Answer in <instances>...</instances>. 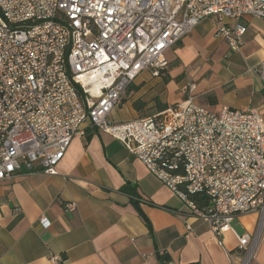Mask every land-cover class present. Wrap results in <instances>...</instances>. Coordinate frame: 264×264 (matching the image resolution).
I'll return each mask as SVG.
<instances>
[{
  "label": "built area",
  "instance_id": "1",
  "mask_svg": "<svg viewBox=\"0 0 264 264\" xmlns=\"http://www.w3.org/2000/svg\"><path fill=\"white\" fill-rule=\"evenodd\" d=\"M246 17L264 21V0H0V182L37 168L57 175L72 140L96 128L122 142L188 215L218 237L230 229L243 254L238 264H251L264 219L260 110L216 113L195 100L190 84L163 112L110 118L143 72L156 78L168 70L166 52L202 21L215 19L217 35L236 52ZM248 71L264 81V61ZM77 208L64 204L69 213ZM253 212L255 234H238L234 219Z\"/></svg>",
  "mask_w": 264,
  "mask_h": 264
},
{
  "label": "crops",
  "instance_id": "2",
  "mask_svg": "<svg viewBox=\"0 0 264 264\" xmlns=\"http://www.w3.org/2000/svg\"><path fill=\"white\" fill-rule=\"evenodd\" d=\"M244 23L245 43L236 52L213 18L169 49V68L149 87L148 107L156 97L171 107L195 84V100L216 113L228 106L264 116V81L248 71L264 61V21ZM57 170L20 171L0 182V264H238L243 257L230 229L218 237L188 215L182 200L106 132L88 128L75 137ZM69 201L78 204L72 213L64 209ZM259 222V213L242 214L233 221L238 232L233 228L253 235ZM260 233L251 264H264V223Z\"/></svg>",
  "mask_w": 264,
  "mask_h": 264
},
{
  "label": "rangeland",
  "instance_id": "3",
  "mask_svg": "<svg viewBox=\"0 0 264 264\" xmlns=\"http://www.w3.org/2000/svg\"><path fill=\"white\" fill-rule=\"evenodd\" d=\"M206 21L207 22H211V20H206ZM243 21H245V19ZM157 80H159V78L152 77L150 72H148V71L143 72L135 80L136 83H140V85H144L143 86V89L140 91L139 94H137L135 96H134V94L132 96L131 93L128 92V90H127L125 92V94L123 95L120 104L115 108V110L112 113V115H111L110 118L113 121H115V122H126V121H129V120L134 119L135 117H144V116H148V115H151L154 112H156L155 109H147V110H143V111L139 112V111L135 110V108L133 106V103L136 100H138V99H142V100L146 101V99L149 98V96L151 94L150 93L151 90H153V87L152 88H149V87L152 86L153 83L156 82ZM160 80H161V78H160ZM162 80L164 82V78H162ZM143 92H145V93H143ZM129 95L131 96V99H130L131 100V103H130V100L128 102H126L125 104L122 103L126 98H128ZM232 226L233 227L235 226V224L233 222H232ZM235 229L238 232V230H237L238 228H235Z\"/></svg>",
  "mask_w": 264,
  "mask_h": 264
},
{
  "label": "trees",
  "instance_id": "4",
  "mask_svg": "<svg viewBox=\"0 0 264 264\" xmlns=\"http://www.w3.org/2000/svg\"><path fill=\"white\" fill-rule=\"evenodd\" d=\"M166 77H164V79H166ZM141 86L142 85H135L134 83H132L127 90H128V92L131 93V95H133L134 92H137V91H139L141 89ZM130 99H131V96L129 95L128 98H126L122 103H126ZM154 103H155L154 106L148 107V102H146V101H144L142 99H138V100H136L133 103V106H134L135 110H137L139 112H141L143 110H147V109H155L157 113H160V112H163V111H165L166 109L169 108V105L167 103H165V102H161L158 97L155 98ZM157 113H155V114H157ZM193 199L194 200H198L201 203V205H203V206L204 205H208V203H209L207 201V198H205L203 196L195 195V196H193ZM141 216L144 218L148 228L150 230H152V225H151L150 220L142 212H141Z\"/></svg>",
  "mask_w": 264,
  "mask_h": 264
},
{
  "label": "bare ground",
  "instance_id": "5",
  "mask_svg": "<svg viewBox=\"0 0 264 264\" xmlns=\"http://www.w3.org/2000/svg\"><path fill=\"white\" fill-rule=\"evenodd\" d=\"M263 223H264V219H263V222H262L261 228H262V226H263ZM261 228H260V230H261ZM252 253H253V251H252Z\"/></svg>",
  "mask_w": 264,
  "mask_h": 264
}]
</instances>
